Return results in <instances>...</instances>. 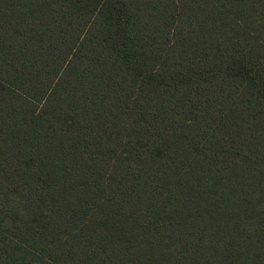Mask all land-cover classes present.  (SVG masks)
I'll list each match as a JSON object with an SVG mask.
<instances>
[{"label":"trees","instance_id":"16d2710c","mask_svg":"<svg viewBox=\"0 0 264 264\" xmlns=\"http://www.w3.org/2000/svg\"><path fill=\"white\" fill-rule=\"evenodd\" d=\"M0 264H264V0H0Z\"/></svg>","mask_w":264,"mask_h":264}]
</instances>
